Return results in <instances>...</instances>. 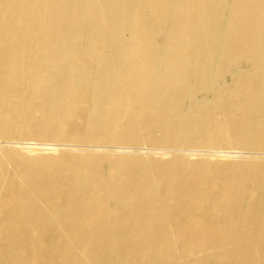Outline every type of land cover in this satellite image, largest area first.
<instances>
[{"label": "bare ground", "instance_id": "obj_1", "mask_svg": "<svg viewBox=\"0 0 264 264\" xmlns=\"http://www.w3.org/2000/svg\"><path fill=\"white\" fill-rule=\"evenodd\" d=\"M0 264H264V0H0Z\"/></svg>", "mask_w": 264, "mask_h": 264}, {"label": "rangeland", "instance_id": "obj_2", "mask_svg": "<svg viewBox=\"0 0 264 264\" xmlns=\"http://www.w3.org/2000/svg\"><path fill=\"white\" fill-rule=\"evenodd\" d=\"M25 142L38 143L37 141H28V140L25 141ZM49 143H53V142H49ZM52 148L53 149L51 151H49V150L48 151H42V153L43 152H44V154H54V153H56L57 151L54 152L55 151L54 150L55 147H52ZM58 148H60V147H58ZM144 151H145V153H149V150H147V149H144L143 151L141 150V152H144ZM236 151H237L236 149L230 148V147L229 148H227V147H225V148L195 147V148H192V150H189V152L187 151L186 154H200V155L194 156V158H199V159L203 158V157L204 158H207V157L209 158L210 157V156H208L209 154L220 155L221 156L220 158L217 157V156H211V157H213V158L215 157V159H220V160H225V161H232L233 158H234V154H232V153H234ZM222 158H224V159H222Z\"/></svg>", "mask_w": 264, "mask_h": 264}]
</instances>
